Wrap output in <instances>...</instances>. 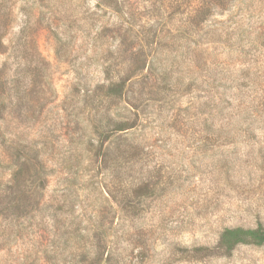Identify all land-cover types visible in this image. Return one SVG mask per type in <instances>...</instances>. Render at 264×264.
Here are the masks:
<instances>
[{"label": "rangeland", "instance_id": "rangeland-1", "mask_svg": "<svg viewBox=\"0 0 264 264\" xmlns=\"http://www.w3.org/2000/svg\"><path fill=\"white\" fill-rule=\"evenodd\" d=\"M27 1L0 0V182L10 178L19 152L29 150L50 177L44 205L17 201L15 209L0 200V264H264V245L239 246L228 257L193 252L214 248L225 228L264 226V45L237 46L243 53L232 56L223 44L203 47L218 70L223 62L236 70L229 79L238 81L225 88L209 82L214 71L196 66L193 51L204 32L231 23L229 12L215 10L200 34L183 26L188 12L179 0H120L131 17L123 30L132 34L115 49L119 20L97 0L50 2L56 20H77L69 44L48 28L47 10L42 20L37 12L26 19ZM258 7L244 22L261 30L264 2ZM181 25L188 31H178ZM143 49L165 66L156 64L154 74L148 66L142 78L136 68ZM108 65L113 76H138L131 96L139 97L142 121L134 138L107 142L101 164L86 146L97 128L110 132L122 120L101 89ZM169 75L176 84L167 89ZM22 172L19 183L28 178ZM114 217L120 219L108 238L94 241L108 258L99 263L79 246L80 231ZM10 231L16 237L6 245Z\"/></svg>", "mask_w": 264, "mask_h": 264}, {"label": "trees", "instance_id": "trees-1", "mask_svg": "<svg viewBox=\"0 0 264 264\" xmlns=\"http://www.w3.org/2000/svg\"><path fill=\"white\" fill-rule=\"evenodd\" d=\"M53 1L61 0H48V4L45 7L43 5L44 0H28L24 5V8L26 10V19H30V17L32 16L31 14L37 12L40 13V19L42 20L41 16L43 15L44 18L47 10L52 15L46 20L47 26L53 31V34L57 38L58 42H62L63 44L66 43L65 41H67L66 44L72 43L74 37H70V33L74 28L77 27V20H75V18L72 19L71 15L66 17L65 19L59 18L56 20L58 9L50 5V2L52 3ZM97 1V7H103L107 10H110V13H112L113 17L119 20L117 29L115 30V33H117V35L114 38L112 48L114 47L115 49H117L120 47H124L126 42L124 37H126L127 35L130 36V34H132V30L129 27L123 30V26H125V24L126 26H129V21L131 19L130 15L125 11L123 3L120 0ZM232 1L233 0H179L178 3V8H184L185 6L183 10H186V12H188V18L186 19L187 21L182 22L184 24L183 26H186V24L193 25L200 32V34L203 33V29H205V27H210L207 25L209 20L214 18L215 14L213 12L215 10H223L224 13L229 12V14H231L229 22L231 23L233 19H235V22H233V24L230 23L227 25L228 22H223V28H219L216 30H207L200 36L199 41L194 42L193 52L196 51L194 55V59H196V66H198L199 68H205L207 66V69H209L210 71H214L213 75H211L209 79V82H223V87L225 88L234 87L233 84L238 81L235 77L233 79H229V77H231L232 74L236 72V70L231 71V64L227 65L224 62L223 70H218L221 64L209 61L205 56H202L205 52H208L207 49L203 50V47L210 48L223 44V49L225 51H228L232 56V54L238 51L240 53H243V48H238L237 46H249L250 51H252V47H256V44H259V46L264 45V29L260 30V27L257 28L251 23H248L245 26L244 22L245 19L253 17L256 10L258 12L260 11L258 9L261 8L258 7V4H260L261 7L264 0H235L232 3L233 9L230 7L228 9H225V7L228 6V4ZM239 16L242 20L236 21V18ZM113 25H115L114 22ZM26 26L27 24L25 25V27ZM183 26L181 25L180 30L178 31L185 33L184 31L188 30ZM216 26H218V24ZM60 27H63V29H61ZM120 37H122V39H120ZM22 51L23 50H21L20 52ZM138 59L139 65L136 70H138L137 72H139V76H141L142 78L145 76L143 74L144 71L147 70L148 66V71L153 74L154 72L159 73V69H157L156 64L162 66L160 68H164L165 66L161 65L164 64L163 61L160 59L158 60V57L151 50L145 51L143 49L142 52H140ZM162 70L163 74L167 76V69ZM111 72L112 66L108 65L107 67H104L102 73L106 76L104 80V82L106 83L101 87V89L103 87L105 89V93L103 95L104 98L113 100L115 102L114 110L117 112V114H119L118 117L122 118V120L115 121V127L110 129V132H101L99 131L100 128H97L94 131V135L91 137L88 146H86V152L96 158L95 163L100 162L101 164L104 163L107 154H109L110 152V144H108L107 142L111 138H115L119 135L125 136L124 134H126L125 137L134 138L135 134L138 133L142 121V112L139 109L140 105L135 103L137 100H139V97L135 98L131 96L132 93L136 92L134 90L135 86L139 84V82L133 81V78H138V76L133 77L134 75L129 74L127 75V77H122L120 75L113 76L111 75ZM17 74L21 76L22 70ZM222 74L223 80L218 78V76ZM170 78L172 79V75H169V78L165 77L163 79L167 84V89L172 88L176 84L172 83ZM18 91H20V88H18ZM4 108V102H0V112ZM2 120L3 118L0 114V131ZM23 149L26 150V148ZM15 158V164L9 165L11 169L10 178L6 181L0 182V200H8V204L10 206L14 204L13 206H15V209L19 207L17 201H21L20 205H22L23 207L24 205L32 204H36L39 206L44 205L43 201L45 198V190L48 186V178L50 177L49 167L40 157L31 154L30 150L27 153H23L22 151L19 152V156H16ZM1 164L2 162H0V165ZM23 170L29 171L28 178L24 180L23 183H19V177L23 174ZM9 197H13V199L9 200ZM29 211L31 210L26 209L24 211L25 218L28 217ZM81 211L84 212V209L82 208ZM94 219L96 220V216L92 215V218L90 217V220ZM119 219L120 217H114L112 221L107 223L108 226H106V223L104 221H100L102 223L93 221V223H89L80 231L79 236L81 238V242L79 246L82 247V249L88 256H97L92 259H95L99 263L104 261L106 262L108 258L102 259L100 257L98 251L99 246L94 241L96 239H103V236L105 239L108 238V231L114 229V227L118 225ZM86 221H84V219L81 220L82 223H85ZM10 224L12 225L11 229H15V217L11 219ZM12 232L13 231H10L9 235H7L8 237L4 238L6 245L12 243L14 241L13 239L16 237V234ZM244 245H264V226L258 225L256 228H225L220 234L219 240L214 248L199 247L195 248L193 252L196 254H199L200 252H206L208 254L207 256L209 257H228L237 247ZM71 246L73 245L71 244Z\"/></svg>", "mask_w": 264, "mask_h": 264}]
</instances>
